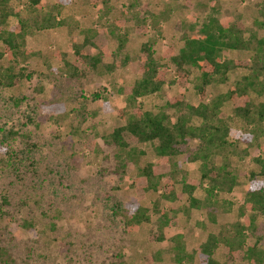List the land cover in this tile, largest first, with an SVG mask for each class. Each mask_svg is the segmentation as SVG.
<instances>
[{
	"label": "rangeland",
	"instance_id": "1",
	"mask_svg": "<svg viewBox=\"0 0 264 264\" xmlns=\"http://www.w3.org/2000/svg\"><path fill=\"white\" fill-rule=\"evenodd\" d=\"M27 1L12 0V4L22 16L30 17ZM58 1L40 0L44 7ZM131 1L107 0L104 4L71 0L59 15L61 26L26 33V47L37 54L19 63L26 66L29 78L18 87L0 89V126L20 133L15 138L16 147L24 146L22 133L30 135L37 144L36 166L14 170L0 164V246L8 249L11 257L0 264H198L197 256L192 261L177 256L179 243L184 245L186 255L191 254L208 232L223 230L237 219L235 208L242 204L247 177L256 168V150L250 148L247 153L239 151L231 156L230 165L239 184L231 192L220 193L231 202V209L208 206L214 212V217H209L207 208L188 204L179 182L183 171L177 172L173 200L160 198V189L142 195L136 191L133 181L138 167L155 160L149 143L125 150L134 149L135 160L127 162L120 172L117 164L126 153L120 154L103 140L124 122L118 116V110L126 104L121 90L137 78L128 66L113 65L116 61L138 56L141 43L154 40L155 56L167 64L169 82L159 92L142 97L143 107L156 110L179 92H183L186 102L196 104L194 80L199 74L198 65L191 60L186 63L190 81L180 87L172 82V57L182 50L189 51L191 41L203 38L206 29L214 30L217 24L233 21L250 29L264 46V0H140L139 7L130 8ZM146 2L159 21L147 16L146 28L140 32L135 15ZM129 11L132 15L126 19ZM15 20L10 18V23ZM97 31L105 35L108 55L105 53L94 68L81 64V74H66L63 68L73 59L72 43ZM215 49L221 58L247 59L250 55L227 49L221 43ZM108 64L113 68L107 69ZM243 73L234 71L227 82L209 86L207 96L231 88ZM94 92H99L100 98H92ZM54 98H60L61 112L51 108L49 103ZM230 106H224L227 113ZM90 140L92 150L78 148V142ZM179 167L188 178L199 177L197 164L185 161L183 155ZM204 194L201 187L194 191L199 200ZM3 195L8 196V204L1 201ZM137 201L148 209L149 220L129 227L115 206L126 210ZM3 210L10 215L2 214ZM24 222L32 227L27 228ZM258 223L257 234L264 248V216L258 218Z\"/></svg>",
	"mask_w": 264,
	"mask_h": 264
},
{
	"label": "trees",
	"instance_id": "2",
	"mask_svg": "<svg viewBox=\"0 0 264 264\" xmlns=\"http://www.w3.org/2000/svg\"><path fill=\"white\" fill-rule=\"evenodd\" d=\"M70 1L59 0L51 7H44L40 0H28L31 6L29 17L22 16L12 0H0V89L18 87L24 78H29L26 66L21 67L19 63L34 57L37 52L26 47V33L61 26L63 21L59 15ZM189 1L185 0V3ZM140 5V0H132L129 7ZM143 6L135 15L140 32L146 28L147 16L152 17L154 22L159 21L149 11L147 2ZM106 10L109 11V8ZM128 14L126 19L132 15L131 11ZM10 18H15L16 22L10 23ZM191 43L193 45L189 51L182 50L172 57V82L185 87L190 81L186 63L189 60L196 63L199 74L195 77L194 89L198 102H186L183 92H179L168 97L164 106L156 110L143 107L142 97L159 92L169 82L167 64L155 56L154 40L148 39L141 43L138 56H125L113 64L128 66L137 78L133 84L121 90L126 104L118 110V116L124 122L114 127L103 141L118 149L120 154L126 153V158L121 157L117 164L120 172L124 171L127 162L135 160L134 149L125 150L137 144L149 143L155 160L138 167L133 181L136 191L142 195L160 189V198L173 200L176 196L174 182L177 181V172L183 171L179 182L182 183V191L187 194L188 204L199 209L207 208L209 217H214V212L208 206L231 209V202L220 196V193L231 192L239 184V177L230 165L231 156L239 151L247 153L250 148L256 150V168L247 177L248 187L242 204L235 208L237 219L223 230L208 232L191 254L186 255L184 245L180 242L177 256H184L188 261L197 256L198 264H263L264 248L261 246V236L257 234L258 218L264 216L263 40H258L240 21H233L217 24L214 30L206 29L203 38L199 37ZM217 43L230 50L247 51L250 53L249 58H221L216 53ZM122 46L123 42L119 48ZM71 49L73 59L63 68L71 76L83 72L81 64L94 68L103 55L109 53L107 40L101 31H97L94 36L85 35L81 42L72 43ZM113 65L108 64L106 68L111 69ZM237 70L245 73L234 81L231 88L217 92L213 97L207 96L209 86L227 82L229 75ZM92 98H100L99 92H94ZM59 99L54 98L49 103L56 112L62 110ZM227 103L231 105L230 113L224 109ZM233 119H238L241 124L234 123ZM18 135V131L0 126V164L14 170L23 167L33 169L36 166L34 154L37 144L31 141L29 134L22 133L24 146L16 147L15 138ZM77 146L92 150L93 140L78 142ZM182 155L185 161L197 164V179L188 178L186 171L179 167ZM197 187H201L205 193L203 200L194 195ZM1 201L8 204V196L3 195ZM115 207L129 227L149 220L148 209L139 201L126 210L118 209L120 206L117 204ZM3 211L2 214L10 215L8 211ZM239 217H243V220L240 221ZM24 224L27 228L32 227L29 222ZM151 258L156 257L151 255ZM6 260H11L8 249L0 246V262Z\"/></svg>",
	"mask_w": 264,
	"mask_h": 264
}]
</instances>
